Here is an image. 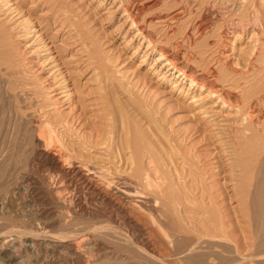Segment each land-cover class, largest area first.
<instances>
[{"label": "rangeland", "instance_id": "374dc122", "mask_svg": "<svg viewBox=\"0 0 264 264\" xmlns=\"http://www.w3.org/2000/svg\"><path fill=\"white\" fill-rule=\"evenodd\" d=\"M159 49L195 82L162 66ZM262 94L264 0H0V264H121L127 253L137 261L122 264H155L151 250L186 264L192 238L226 245L203 264H259ZM147 147L176 178L175 245L142 208L105 203L77 174L88 164L134 182L126 158L136 149L146 164Z\"/></svg>", "mask_w": 264, "mask_h": 264}, {"label": "bare ground", "instance_id": "6f19581e", "mask_svg": "<svg viewBox=\"0 0 264 264\" xmlns=\"http://www.w3.org/2000/svg\"><path fill=\"white\" fill-rule=\"evenodd\" d=\"M125 12L127 13V17H130L131 20V24H135V21L131 18V14H129L130 12H128V9H125ZM206 20V19H205ZM140 31V29H138ZM145 36V35H144ZM147 40V44H152L151 40L148 38ZM170 53V52H169ZM159 59L164 60L162 63V66H167V70H171V71H178V73L180 75H182V77H186L189 79L190 83H194L195 82V78L188 72H185L184 69H182L180 66L177 65V63L175 62L174 57L171 55L169 56L164 50L162 51V49H159ZM177 73V74H178ZM201 80V79H200ZM203 80V79H202ZM201 80V81H202ZM199 82V80H197ZM205 81V80H204ZM203 82V81H202ZM202 82H199V84L201 86H204V84ZM211 87V86H210ZM208 92L212 95H217L218 92L215 89H211V88H207ZM207 92V94H208ZM256 92V91H254ZM211 95V96H212ZM263 98H264V94ZM261 95V97H262ZM210 96V97H211ZM209 97V96H208ZM216 97V96H215ZM219 97V96H218ZM217 98V97H216ZM222 99V97H220ZM219 99V98H218ZM259 100H261L260 98H258ZM264 100V99H263ZM222 101V100H221ZM225 101V100H224ZM224 103V102H223ZM250 107V106H249ZM253 107V106H252ZM250 107V108H252ZM255 107V106H254ZM253 107V108H254ZM249 115V114H248ZM261 136V135H260ZM126 141V140H125ZM131 141V140H130ZM130 141H128V146L130 144ZM136 142V144H138L137 140L134 141ZM127 145V142H126ZM136 146V145H135ZM128 148V147H127ZM138 150V149H137ZM146 152L148 154V161L145 164L140 163V161H137V158L139 159V157L135 156L136 155V149L135 151L130 153V156L127 157V161L129 160V166H131L133 164V167H131V171L130 173H128L132 179H134V182L129 181L126 178H120V177H116L114 176V174L112 172H110L107 169H99L95 166L92 165H88L85 164L83 167H85V170L82 171V169H77V174L79 176L80 179V183H83V185H86L87 188L90 189V192L96 196L101 197V200L103 199L105 201V203H110L112 205H116L117 204L115 202L116 198L118 200L122 198V204L123 203V199L126 200L128 203H132L136 206H139L140 208L143 209V212H147V214L150 216L149 218H151V221L153 222V224L155 225V228H153V230L155 229V231H160L161 233L164 234L165 237H167V239L169 238L170 241L172 242V245L174 243V240L171 238V236H174L175 231L171 230L172 227H168V217L170 216L168 213H174V208L176 209V207H174L177 203H176V198L173 197L172 191L174 187H176L177 183L176 180H174V176L172 175V173H170V170L166 168L167 164L162 163L163 160L161 157L162 155L159 154L158 150H155L154 148L151 149V147H147ZM264 151V148L262 149ZM130 151V150H129ZM262 151V152H263ZM139 152V151H138ZM264 154V153H263ZM261 156V155H260ZM66 158V157H65ZM129 158V159H128ZM162 160V161H161ZM67 161V160H66ZM70 161V160H69ZM261 161V162H260ZM260 168L262 166H264V155L261 157L260 159ZM68 162V161H67ZM66 162V163H67ZM65 163V164H66ZM259 164V163H258ZM55 172L57 171L58 174H60L62 172V175L64 176L66 174L67 170L65 169V167L62 165V163L59 162H54L53 165ZM68 167H70L68 165ZM72 167V166H71ZM77 168V167H76ZM81 168V167H80ZM76 170V169H75ZM60 171V173H59ZM74 171V170H73ZM68 172V171H67ZM263 172V171H262ZM124 174V173H123ZM264 174V173H262ZM121 176V175H119ZM176 179V178H175ZM262 179V178H261ZM78 180V179H77ZM260 180V179H259ZM263 181H258L257 182V187H256V191L255 196H257L260 193V186L261 183ZM256 183V182H255ZM256 185V184H255ZM86 186H82V187H86ZM150 197H152L150 199ZM115 198V199H114ZM149 198V199H148ZM176 200V201H175ZM256 200V199H255ZM120 201V200H119ZM126 203V202H125ZM127 203V204H128ZM129 203V204H130ZM119 204V203H118ZM125 204V205H127ZM120 205V204H119ZM178 205V204H177ZM123 206V205H122ZM120 207V206H119ZM1 209V207H0ZM137 209H139L137 207ZM122 212V216L124 217V219L126 220L127 224L129 223L130 225H132L133 227H135L137 229V233L139 232L140 235L144 236L143 234V228L140 227L139 223L137 220H139L138 218H136L137 220L134 219V215L131 216L130 211H126L124 210V208L119 209ZM118 210V211H119ZM177 211V210H176ZM120 212V213H121ZM156 212H159L158 216L156 217L154 215V213L157 215ZM261 212V211H260ZM258 214V213H257ZM138 215V214H137ZM160 215V216H159ZM175 215V213H174ZM178 216V215H177ZM177 216L175 218H177ZM133 217V218H132ZM138 217V216H136ZM148 217V216H147ZM163 217V218H162ZM172 217V216H171ZM141 218V217H140ZM174 218V219H175ZM170 220V218H169ZM178 220V219H176ZM140 221V220H139ZM142 221V220H141ZM167 221V222H166ZM171 221V220H170ZM173 221V220H172ZM3 223V222H2ZM143 223V222H142ZM150 223V222H149ZM144 224V223H143ZM81 225V224H80ZM151 225V224H150ZM149 225V227H150ZM14 226V225H13ZM83 226V225H82ZM91 226V225H90ZM145 226V225H144ZM152 226V225H151ZM92 227V226H91ZM83 228V227H82ZM86 228V227H85ZM12 229V228H11ZM30 229V228H29ZM93 229V227H92ZM101 229V227H100ZM171 232H169L170 230ZM208 229V228H206ZM147 230V229H146ZM151 230V229H149ZM75 231V230H73ZM72 231V232H73ZM90 231V230H89ZM113 231V230H111ZM153 231V234L155 235L156 232ZM158 231V232H159ZM24 232V231H23ZM146 233V231H144ZM152 232V230H151ZM155 232V233H154ZM28 233V232H27ZM76 233V232H75ZM107 232H105L106 234ZM143 233V234H142ZM214 233V232H213ZM103 235V236H107V235ZM108 234V233H107ZM136 234V233H135ZM151 234V233H150ZM162 234V235H163ZM171 234V235H170ZM212 234V233H211ZM109 235V234H108ZM158 235V234H157ZM170 235V236H169ZM178 235V234H177ZM183 235V234H182ZM102 236V237H103ZM112 236V235H111ZM116 236V235H115ZM185 236V235H184ZM215 236V235H214ZM216 236H219L216 234ZM117 237V236H116ZM113 237V240H115ZM145 237V236H144ZM188 237V236H187ZM221 237V236H220ZM58 238V237H57ZM110 238V237H109ZM151 238V237H150ZM159 238V237H158ZM162 238V237H161ZM184 238V237H183ZM189 238V237H188ZM218 238V237H217ZM257 239V237H255ZM84 239V238H83ZM146 239V238H145ZM155 239V238H154ZM185 239V238H184ZM105 240V239H104ZM110 240V239H109ZM179 240V239H178ZM186 240V239H185ZM82 241V240H81ZM112 241V240H111ZM121 241V240H119ZM148 241V239H147ZM154 241V240H153ZM105 242V241H104ZM113 242V241H112ZM123 243V241H121ZM120 242V244H121ZM152 242V241H151ZM114 243V242H113ZM118 243V242H116ZM150 243V242H149ZM201 243H203V245H201ZM257 243L261 244V248H257L254 249V252L252 255L254 256H260L261 257V261L259 262V264H264V240L258 241ZM111 244V243H110ZM119 244V243H118ZM154 244V243H153ZM4 245V244H3ZM103 245V244H102ZM127 245V244H126ZM125 245V246H126ZM136 245V244H135ZM142 245V244H141ZM140 245V246H141ZM145 246H147L146 241L144 242ZM165 245V244H164ZM186 245V244H185ZM119 246V245H118ZM139 246V248H140ZM152 246V245H151ZM166 246V245H165ZM226 245H224L223 241H218V240H213V239H206V238H195V239H190V242L187 244V246H184V248L182 249L183 252V256L185 258V262H187L186 264L190 263V264H203V262L205 261V259L208 257H211V259H215L218 260V262L223 259L222 257L224 256L223 254V249H225ZM69 250L71 253L73 254H80V247L79 246V242H71L69 243L68 246ZM112 247V246H111ZM114 247L115 244H114ZM121 247V245H120ZM119 247V248H120ZM162 247V246H161ZM169 247V246H168ZM177 247V246H176ZM84 248V247H83ZM123 248V247H122ZM145 248V247H144ZM151 248V247H150ZM218 248V249H216ZM109 249V248H108ZM112 248H110L111 250ZM117 249V247H116ZM135 249V248H134ZM142 250V248H140ZM158 249V248H157ZM168 249V248H166ZM174 249V247L172 248ZM178 249V248H177ZM227 249V248H226ZM82 250V249H81ZM85 250V249H84ZM88 250V249H87ZM102 250V249H101ZM115 250V248H114ZM123 250V249H122ZM108 251V250H107ZM116 252H118L117 250H115ZM113 251V252H115ZM126 251V250H125ZM85 253H87L86 251H84ZM112 252V250H111ZM129 252V251H127ZM166 252V251H165ZM174 252V251H173ZM175 252H177L175 250ZM179 252H181L179 250ZM3 256L6 257L5 261L6 262H10L11 260H15L16 259V254L13 253V251H11L9 248H4L3 251ZM67 253V252H66ZM120 253V252H119ZM78 254V255H79ZM88 254V253H87ZM117 254V253H116ZM115 254V256H116ZM122 254V253H121ZM126 254V252L124 253ZM132 254V253H131ZM130 253H127L126 256H123L121 258V260L125 261L126 263L129 262V258L131 257V259L134 261L136 258L134 257L136 254L131 255ZM149 257L155 258L154 260H156L155 264H166V262L164 261V257L166 255L163 254V252L159 253H155L153 250H151L150 252H148ZM167 254V253H166ZM91 255V254H89ZM140 255V254H139ZM142 255V254H141ZM173 255V254H172ZM223 255V256H222ZM87 256V255H86ZM130 256V257H129ZM148 256V255H147ZM90 257V256H89ZM129 257V258H128ZM172 257V256H171ZM170 257V258H171ZM179 257V256H178ZM109 258V257H108ZM114 258H118L117 256ZM147 258V257H146ZM140 259V258H139ZM225 259V258H224ZM120 260V259H119ZM118 260V262H119ZM145 260V259H144ZM153 260V261H154ZM183 260V259H182ZM78 261V260H77ZM122 261V263H123ZM137 261V260H135ZM142 261V260H141ZM149 261V260H148ZM121 262V261H120ZM119 262V263H120ZM151 262V260H150ZM168 262V261H167ZM91 263V262H90ZM95 263V262H94ZM104 263V262H103ZM109 263V262H108ZM115 263V262H114ZM121 263V264H122ZM152 263V262H151ZM173 263V262H172ZM175 263V262H174ZM93 264V262L91 263ZM102 264V263H101ZM143 264V263H142ZM220 264V263H219Z\"/></svg>", "mask_w": 264, "mask_h": 264}]
</instances>
